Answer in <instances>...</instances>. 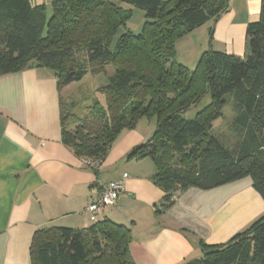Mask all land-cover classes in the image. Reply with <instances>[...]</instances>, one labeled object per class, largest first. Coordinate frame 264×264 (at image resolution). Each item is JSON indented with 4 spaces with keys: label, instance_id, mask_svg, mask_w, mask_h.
Returning a JSON list of instances; mask_svg holds the SVG:
<instances>
[{
    "label": "trees",
    "instance_id": "1",
    "mask_svg": "<svg viewBox=\"0 0 264 264\" xmlns=\"http://www.w3.org/2000/svg\"><path fill=\"white\" fill-rule=\"evenodd\" d=\"M120 2L144 10L139 34L126 31L128 11ZM229 8L228 0H0V75L31 65L52 69L59 90L92 72H105L103 102L66 129V105L60 101L61 140L84 159L103 160L123 130L141 118H155L152 134L127 159L149 156L151 179L163 191L161 208L171 206L189 187L214 188L243 177L264 200V0L259 16L246 27L245 53L208 48L194 70L176 60L175 42L196 27L213 24ZM88 66V67H87ZM209 96L187 118L185 113ZM231 97L232 131L239 138L232 152L213 134ZM131 230L109 219L86 228L48 226L35 231L31 264H135ZM182 264H264V214L227 242L201 245V255Z\"/></svg>",
    "mask_w": 264,
    "mask_h": 264
},
{
    "label": "crops",
    "instance_id": "2",
    "mask_svg": "<svg viewBox=\"0 0 264 264\" xmlns=\"http://www.w3.org/2000/svg\"><path fill=\"white\" fill-rule=\"evenodd\" d=\"M28 1L48 11L52 0ZM260 1L233 0L213 24L210 47L242 56ZM73 86L59 90L54 71L44 66L0 75V264H31L30 245L40 228L93 224L84 209L113 181L123 184L116 205L102 208L95 222L130 228L135 264H182L199 257L202 244L225 243L264 214L249 177L210 189L189 187L162 209L152 159L126 157L152 134L151 118L123 130L97 170L84 166L61 140L59 104Z\"/></svg>",
    "mask_w": 264,
    "mask_h": 264
},
{
    "label": "rangeland",
    "instance_id": "3",
    "mask_svg": "<svg viewBox=\"0 0 264 264\" xmlns=\"http://www.w3.org/2000/svg\"><path fill=\"white\" fill-rule=\"evenodd\" d=\"M120 6L128 11V18L125 27L118 29L114 36L112 44L114 45L119 35L126 31L137 35L141 32L145 24L146 18L144 10L131 3L120 2ZM230 9L233 6V0H228ZM48 18L51 14V7L47 11ZM212 25L209 23L202 24L196 27L193 31L181 36L174 44L176 53V60L183 64L189 70H194L198 64V60L205 50L211 48L208 28ZM201 28V29H200ZM88 67V66H87ZM112 66L107 65L105 72H92V66L88 67V74H86L80 81L73 82L75 86L69 89L63 96V102L66 105L68 116L65 120L66 129H72L79 118L89 113L90 106L95 100L103 102L104 97L99 93L100 86L107 83V74L112 72ZM228 102L223 109V118L216 122L213 128V134L221 142V144L230 151H234L238 145L239 138L232 131V122L235 113L231 104V97H227ZM209 102V96L202 99L199 105L191 107L185 113V117H192L195 112L200 109L204 104ZM79 117V118H78ZM155 122V118H151ZM144 123L150 120L144 118ZM141 127V124H139ZM155 126V125H154Z\"/></svg>",
    "mask_w": 264,
    "mask_h": 264
},
{
    "label": "built area",
    "instance_id": "4",
    "mask_svg": "<svg viewBox=\"0 0 264 264\" xmlns=\"http://www.w3.org/2000/svg\"><path fill=\"white\" fill-rule=\"evenodd\" d=\"M101 162L102 160L98 159H81V163L84 166L93 170H97ZM122 187V181H113L101 187L97 196L92 201H90L84 209V211L89 214L91 221L95 222L96 214L99 213L102 208L116 205L117 196Z\"/></svg>",
    "mask_w": 264,
    "mask_h": 264
}]
</instances>
